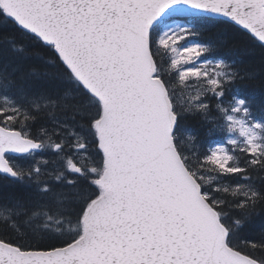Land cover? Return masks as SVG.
Segmentation results:
<instances>
[{"label": "snow or ice", "instance_id": "obj_1", "mask_svg": "<svg viewBox=\"0 0 264 264\" xmlns=\"http://www.w3.org/2000/svg\"><path fill=\"white\" fill-rule=\"evenodd\" d=\"M237 37L264 0H0V264H264Z\"/></svg>", "mask_w": 264, "mask_h": 264}, {"label": "trees", "instance_id": "obj_2", "mask_svg": "<svg viewBox=\"0 0 264 264\" xmlns=\"http://www.w3.org/2000/svg\"><path fill=\"white\" fill-rule=\"evenodd\" d=\"M243 40V37H237L234 41V46L239 50V58L243 59L245 64L254 70L256 78L245 81L241 88L247 92L255 103H260L264 101V74L261 72V67L264 66V50L259 47H251L247 45L246 41L241 42ZM26 44L41 55L47 54L45 49L34 47L33 42L26 41ZM221 54L230 53L227 50H223ZM5 183V181L0 180V187ZM262 234H264V221L259 219L246 225L240 233L241 237L253 241L259 240ZM256 254L259 255L260 253L257 252Z\"/></svg>", "mask_w": 264, "mask_h": 264}]
</instances>
